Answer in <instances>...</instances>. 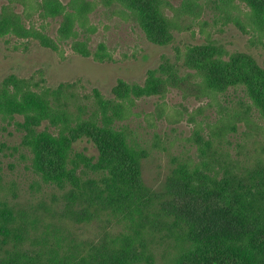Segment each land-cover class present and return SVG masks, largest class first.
<instances>
[{
    "label": "trees",
    "instance_id": "16d2710c",
    "mask_svg": "<svg viewBox=\"0 0 264 264\" xmlns=\"http://www.w3.org/2000/svg\"><path fill=\"white\" fill-rule=\"evenodd\" d=\"M4 1L0 38L12 34L53 51L72 41L88 56L80 37L97 32L91 16L100 5L118 7L152 43L174 44L181 32L179 9L169 0ZM202 1L185 0L181 11ZM219 1L238 8L264 38V0ZM47 20L59 25L56 38L42 24ZM176 51L179 68L162 66L143 84L119 79L111 99L97 90L81 94L68 82L49 86L43 70L0 84V122L21 135L17 151L49 189L65 229L99 227V241L67 238L68 249L51 254L54 264H147V234L162 225L181 231V224L186 248L175 264H264V66L250 54L226 51L210 36ZM172 89L185 98H205L217 111L210 121L196 118L207 107L187 111L195 152L181 156L158 193L144 181L148 155L130 124L138 101ZM219 98L225 105L214 104ZM84 140L93 144L94 156L77 149ZM15 220L0 204V264L10 263V245L19 243Z\"/></svg>",
    "mask_w": 264,
    "mask_h": 264
},
{
    "label": "rangeland",
    "instance_id": "374dc122",
    "mask_svg": "<svg viewBox=\"0 0 264 264\" xmlns=\"http://www.w3.org/2000/svg\"><path fill=\"white\" fill-rule=\"evenodd\" d=\"M61 1L64 4L70 2ZM169 1L179 9L177 20L181 32L175 35V43L167 46L150 42L139 26L116 6L104 8L100 5L92 14L91 23L97 27V32L89 35L90 39L80 37L90 52L88 56L83 55L85 48L75 46L72 41L61 43L59 50L53 51L36 41L6 35L0 38V84L11 76L30 78L43 70L49 86L68 82L76 84L81 94H92L97 90L104 98L111 99L119 79L143 84L149 73L159 75L162 66L175 68L177 65L179 68L181 61L176 48L205 43L208 36L226 51L250 54L264 66V38L238 8L219 0H203L181 11L185 0ZM4 3V0L0 1V8ZM21 11L22 8L18 7L17 12ZM167 13L174 16L170 10ZM32 22L41 24L37 17ZM42 24L49 36L56 38L57 22L47 20ZM97 54L107 55L105 57L110 60L99 61ZM207 103L205 98H185L177 89L169 90L162 98L152 97L137 102L134 111L138 116L133 118L130 126L137 145L148 155L143 178L154 191L164 190L182 155L194 154L195 147L190 141L194 124L188 119L187 111L194 113L200 107L206 108ZM214 104L225 105V102L219 98ZM205 110L204 114L196 115L198 121H210L217 108L207 107ZM20 136L13 125L0 122V204L16 219L12 226L19 239L18 244L14 240L16 248L10 245V257L7 259L9 264H54L50 261L51 254L53 251L62 254L63 249L67 250V238L99 241V227L72 229L71 233L65 229L49 189L29 169L31 162L23 158L22 151H17ZM76 145L77 149L85 150L90 156L96 154L93 144L87 140ZM184 230L181 224V231L178 227L166 225L150 231L147 235L151 259L147 264H175L176 258L186 248L182 241Z\"/></svg>",
    "mask_w": 264,
    "mask_h": 264
}]
</instances>
